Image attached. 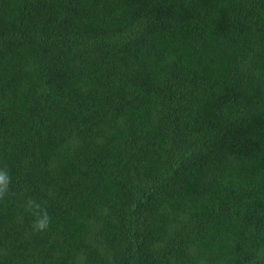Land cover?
Instances as JSON below:
<instances>
[{"label":"trees","instance_id":"trees-1","mask_svg":"<svg viewBox=\"0 0 264 264\" xmlns=\"http://www.w3.org/2000/svg\"><path fill=\"white\" fill-rule=\"evenodd\" d=\"M5 166L0 264H198L192 246L247 264L264 246V0H0Z\"/></svg>","mask_w":264,"mask_h":264},{"label":"clouds","instance_id":"clouds-1","mask_svg":"<svg viewBox=\"0 0 264 264\" xmlns=\"http://www.w3.org/2000/svg\"><path fill=\"white\" fill-rule=\"evenodd\" d=\"M12 176L8 168L0 167V201H6L10 196H15L12 191ZM26 190H22L21 195L24 196L23 203L20 207L23 209V214L32 217L30 229L33 234L46 233L50 230L52 218L49 215L47 203L44 200L37 199L30 195H24ZM19 217L23 221L24 215ZM188 255L197 259L198 264H206V261L199 258V249L196 246L190 247ZM247 264H264V246H257L253 249V254Z\"/></svg>","mask_w":264,"mask_h":264}]
</instances>
